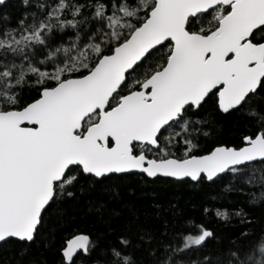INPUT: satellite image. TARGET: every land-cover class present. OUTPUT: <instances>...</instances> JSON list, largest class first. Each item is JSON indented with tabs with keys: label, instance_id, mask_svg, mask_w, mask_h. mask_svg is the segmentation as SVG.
I'll list each match as a JSON object with an SVG mask.
<instances>
[{
	"label": "snow or ice",
	"instance_id": "snow-or-ice-1",
	"mask_svg": "<svg viewBox=\"0 0 264 264\" xmlns=\"http://www.w3.org/2000/svg\"><path fill=\"white\" fill-rule=\"evenodd\" d=\"M136 178L217 191L114 224ZM0 264H264V0H0Z\"/></svg>",
	"mask_w": 264,
	"mask_h": 264
},
{
	"label": "trees",
	"instance_id": "trees-1",
	"mask_svg": "<svg viewBox=\"0 0 264 264\" xmlns=\"http://www.w3.org/2000/svg\"><path fill=\"white\" fill-rule=\"evenodd\" d=\"M16 2L18 3V0ZM228 138H230L228 135L223 137V139ZM216 191L215 188L167 182L166 178H161V181L155 184L150 180L132 179L128 182L127 187L121 189L119 202L113 205L119 213L118 217L113 218V223L116 224L120 218L145 223H152L159 217L168 221L179 220L199 205L208 203L209 198L214 196ZM154 202H156L155 210L153 208ZM232 202L234 201H229V203ZM173 205L178 208V211H172ZM65 212L68 216L73 217L76 223H79L80 220H91L85 215L87 209L83 205L70 204L66 206ZM98 226L101 230L105 227L103 224ZM88 230H91V225ZM117 230L118 228L114 229V231ZM13 255L14 252H10L5 258H10ZM34 255L36 254L34 253ZM45 256L48 259L52 258L46 253Z\"/></svg>",
	"mask_w": 264,
	"mask_h": 264
}]
</instances>
